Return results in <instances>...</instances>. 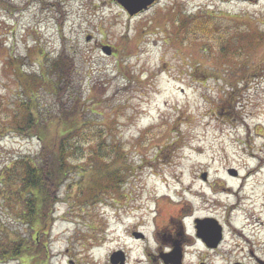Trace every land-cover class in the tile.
<instances>
[{"label":"rangeland","instance_id":"obj_1","mask_svg":"<svg viewBox=\"0 0 264 264\" xmlns=\"http://www.w3.org/2000/svg\"><path fill=\"white\" fill-rule=\"evenodd\" d=\"M192 14L210 20L207 36H187L189 20L178 29ZM62 48L75 63L67 108L78 103L90 131L104 130L90 136L117 145L125 157L105 173L127 179L103 194L110 181L98 164L80 165L86 171L60 188L42 227L16 219L0 195V264H110L109 254L132 242V228L148 232L155 215L222 219L230 210L238 226L264 222V0H157L131 16L116 0H0V129L22 122L15 107L38 90L44 114L58 112L53 83L41 76L40 90L31 74ZM47 131L49 139L55 126ZM39 144L15 129L0 132V173ZM239 185L231 197L220 194ZM79 187L87 203L72 204ZM19 240L25 255L7 254ZM139 246L128 250L129 264H148Z\"/></svg>","mask_w":264,"mask_h":264},{"label":"trees","instance_id":"obj_2","mask_svg":"<svg viewBox=\"0 0 264 264\" xmlns=\"http://www.w3.org/2000/svg\"><path fill=\"white\" fill-rule=\"evenodd\" d=\"M188 17V16H187ZM191 18L176 23L178 29H184L188 20L191 23L186 28V35L195 38L198 36H207L210 32V20H202L201 14H192ZM202 20V21H201ZM42 69V70H41ZM39 69L38 75L31 74V78L41 84L40 90H43L41 76L50 80L53 84L50 94L57 102V113L44 114V107L41 103L39 90L34 94H25L15 107L14 116L21 115L22 122H11L5 124L7 129H0V132L6 130H16L22 136L36 137L40 141L39 150L36 155L17 156L10 160L0 173V195L6 200V208L18 220H26L33 227H42L46 221H52L54 206L61 201L59 196L60 188L72 180L75 174L79 177L86 171L80 165H89L91 168L98 164L99 177L104 174L108 177L109 183L102 185L100 193L115 192V186L118 183L125 182V173L119 176L116 171L110 169L105 173L110 164L125 157L121 154L117 145L113 142L102 143L101 138L91 137V134H103V129H96L91 132L88 128L92 122L84 118L78 103L75 109L67 108L66 97L73 82V72L75 63L73 57L62 48L54 57L49 58ZM73 106V107H74ZM49 125L55 126L53 135L47 139ZM95 139V142L90 140ZM86 144L92 146L86 148ZM111 160V163H108ZM106 167V169H104ZM100 169V170H99ZM122 171H126L122 163ZM72 182V181H71ZM89 187V186H88ZM111 188V190H109ZM79 196L72 200V204H84L87 201L81 198L83 192L78 188ZM96 199L97 195H92ZM90 200V201H91ZM19 204L15 207L13 204ZM50 217V218H49ZM21 218V219H20ZM18 245L5 252L11 254H24L23 241L19 240ZM34 244L39 246L38 240ZM21 247V249H19ZM26 247V246H25ZM4 252V253H5Z\"/></svg>","mask_w":264,"mask_h":264},{"label":"flooded vegetation","instance_id":"obj_3","mask_svg":"<svg viewBox=\"0 0 264 264\" xmlns=\"http://www.w3.org/2000/svg\"><path fill=\"white\" fill-rule=\"evenodd\" d=\"M262 92L264 95V56ZM262 147L264 149V140ZM230 174L237 176L236 172ZM199 176L202 181L208 179V173H201ZM154 211L158 214L159 210ZM263 212L260 211L261 214ZM231 213L232 211L228 210L222 219L210 213L196 216L178 215L175 220L169 217L167 222H158L155 215L151 218L152 227H149L148 232L134 226L130 232L131 236L129 235L132 242L128 240V244H122L124 248L114 249L109 254L108 261L110 264H129V256L135 243H141L138 255L148 264H264V222L259 220L260 218L256 221L245 218L244 226H252L245 229L244 226L237 225V221L233 219L235 216L232 218ZM117 222L119 224L121 221ZM227 233H231L235 239L228 240ZM128 250L132 252L129 253Z\"/></svg>","mask_w":264,"mask_h":264},{"label":"water","instance_id":"obj_4","mask_svg":"<svg viewBox=\"0 0 264 264\" xmlns=\"http://www.w3.org/2000/svg\"><path fill=\"white\" fill-rule=\"evenodd\" d=\"M125 10L126 12L131 16L134 14H137L138 12L145 10L148 8V6L152 5L157 0H116ZM102 51L110 55L111 49L108 46L102 47ZM233 171V170H229ZM114 256L112 255L111 259L113 261Z\"/></svg>","mask_w":264,"mask_h":264},{"label":"bare ground","instance_id":"obj_5","mask_svg":"<svg viewBox=\"0 0 264 264\" xmlns=\"http://www.w3.org/2000/svg\"><path fill=\"white\" fill-rule=\"evenodd\" d=\"M251 170H254V168H252ZM256 172H258V169H256ZM230 180L232 181L233 179H230ZM240 186H241V185H239L235 190H233L231 187H225L224 191L221 192L220 194H221V195H223V194H229V196L231 197V196H233L234 194H236V193L239 192V190H240ZM263 214H264V212H263Z\"/></svg>","mask_w":264,"mask_h":264}]
</instances>
